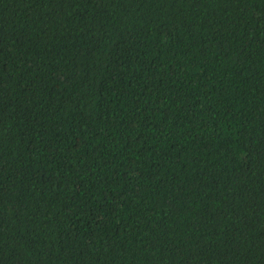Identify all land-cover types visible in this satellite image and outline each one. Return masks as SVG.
<instances>
[{"label":"trees","instance_id":"16d2710c","mask_svg":"<svg viewBox=\"0 0 264 264\" xmlns=\"http://www.w3.org/2000/svg\"><path fill=\"white\" fill-rule=\"evenodd\" d=\"M0 264H264V0H0Z\"/></svg>","mask_w":264,"mask_h":264}]
</instances>
